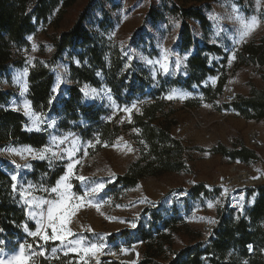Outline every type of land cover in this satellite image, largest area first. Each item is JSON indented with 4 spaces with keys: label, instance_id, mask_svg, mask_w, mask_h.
I'll return each mask as SVG.
<instances>
[{
    "label": "rangeland",
    "instance_id": "obj_1",
    "mask_svg": "<svg viewBox=\"0 0 264 264\" xmlns=\"http://www.w3.org/2000/svg\"><path fill=\"white\" fill-rule=\"evenodd\" d=\"M204 2L209 4L206 13L210 27L204 36L198 24L192 22L194 33L199 42L206 39L222 48V56L207 54L208 64L224 65L229 72L222 94L211 101L204 99L203 89L215 85L216 75L208 74L200 83H191L190 88L183 86L189 77L186 63L195 48L180 50L179 25L176 16L171 13L173 6H188L198 3L197 0L77 1L70 12L79 5L88 3V13L83 25L93 33L95 39L117 44L124 67L116 78H111L115 85L112 87L101 69L95 71L99 80L96 86L87 82L78 84L73 79L70 66L73 64L80 67L86 64V60L79 59L81 46L66 47L51 64L54 75L51 91L59 82L57 93L52 91L50 96L55 99L52 103L49 102L50 108L47 110H38L31 104L35 112L42 114L39 127L41 132L46 133L47 143L39 148L11 143L0 146V168L10 178L13 174L19 176L17 190L13 191V187L11 188L10 199L22 209L25 217L20 226L23 237L15 245L0 231V240L6 242L0 252V259H10L17 254L20 244L32 243L43 253L40 257L41 264H97V258L101 254L71 252L67 241L63 244L51 239L44 241L41 237L33 238L28 234L29 231L36 230L41 214L45 225L47 224L49 204L42 203L37 207L36 202L58 199L57 194L50 189L65 174L70 162H76L74 174L68 181L72 185L71 194L74 197L99 183L106 185L101 192L83 201H71L73 207L77 203L80 205L68 225L74 233L69 238L71 247L104 243L106 248L102 254L111 256L112 253L120 254L122 248L130 247L137 251L135 264L150 254L153 259L162 263V256H171L165 242L164 254L157 258L152 252L157 245L154 241L141 239L142 229L150 231L152 236L165 233L169 238V233L172 232L168 223L174 225L175 230L186 225L190 230L201 231L198 240L204 241L219 221L220 214H226L228 209L241 212L254 203L256 187L264 183V126L260 122L238 116L224 105L238 93L248 94L250 85L263 86L258 66L248 60L242 62L238 54L253 41L260 43L264 39V0H203L202 3ZM150 7L159 10L163 16L156 21L152 20L147 15ZM57 10H53L46 21H40L35 30L26 36L28 45L15 49L14 60H22L21 65L16 66L13 62L0 73V88L10 92L2 107L21 111L26 120L25 127L32 128V131H36L37 125L34 118L24 114L23 109L25 101L31 103L27 75L40 48L43 47L47 55L52 50L47 36L56 32ZM237 17L247 24H251L255 17L257 24L250 27L247 35H243L245 29ZM164 50H168L167 74L160 68ZM177 59L181 61L179 69L176 68ZM255 69L257 73L254 75ZM137 73L141 76H135ZM135 83L141 91L134 92L131 89L130 86ZM72 85H77L81 94L79 104L89 106V114H95L96 119L90 120L79 110L76 119H72L71 114L64 113L62 100L69 97L68 88ZM81 89L88 95L85 96ZM169 95L173 98L168 99ZM144 102L163 104V110L156 113L154 123L166 125L169 119L173 120L169 134L182 142V157L186 168L159 176H146L131 187L114 185L115 178L125 173L131 162L143 160L149 153L140 130L131 124L132 114L139 111ZM51 105H55L56 110ZM240 142L248 148L257 149L256 160L244 163L208 150L215 144L233 147ZM28 146L36 150L32 155L27 152L17 155L10 151ZM45 147L50 149L44 153L45 159L32 158ZM11 161L20 167H15ZM36 161L42 162L43 167L35 168ZM25 165L31 167L27 168ZM53 168H61L63 172L50 185L49 176ZM261 172L263 176L256 183L243 180L259 176ZM81 175L86 178L83 182L76 178ZM29 185L32 186L30 189ZM194 185H203L206 192L193 196L191 189ZM237 187L242 189L238 191ZM21 190L30 193L28 199L34 200L31 206L21 199ZM210 203L212 207H209ZM96 204L100 205L99 209L95 207ZM212 220L215 223H211ZM56 223L58 228V221ZM52 232V228L45 226L42 235L50 237ZM183 232L179 229L171 235L172 249L178 250L189 242L191 233L188 236ZM40 245L43 247H39ZM262 253L264 254V248ZM26 255L30 257V264H36L31 248L26 249ZM103 261L109 260H101L99 264Z\"/></svg>",
    "mask_w": 264,
    "mask_h": 264
},
{
    "label": "trees",
    "instance_id": "obj_2",
    "mask_svg": "<svg viewBox=\"0 0 264 264\" xmlns=\"http://www.w3.org/2000/svg\"><path fill=\"white\" fill-rule=\"evenodd\" d=\"M78 0H0V73L11 64L21 65L22 60H14V51L17 47L26 46V36L35 30L40 21H46L52 11L58 9L55 23L56 32L47 36L48 44L52 46L51 52L47 55L43 47L37 52L34 65L28 71V97L32 107L38 110L50 108L49 99L54 75L51 71V64L68 46H81L82 50L79 59L86 64L79 66L71 65L70 72L78 84L87 82L92 85L99 83L96 78V69H101L109 84L111 78H116L124 62L116 43L109 44L103 39H95L93 33L83 25L87 16L88 3L79 5L73 12H70ZM197 0L196 4L173 6L171 13L176 16L178 22V34L180 50H187L194 47L195 51L190 55L186 63V70L189 77L184 81L183 86L190 88L191 83H200L206 75H216L217 81L214 86H207L203 89L204 99L213 100L223 92L224 85L229 72L225 66L208 64V53L223 55V50L208 40L199 42L194 33L192 22L198 24L202 34L205 36L210 24L206 13L209 8L207 2ZM147 15L152 20H158L163 15L159 10L150 7ZM64 26H62V25ZM264 40V39H263ZM250 43L238 54L242 62L247 60L258 65L259 77L262 87L250 85L249 93L246 95L237 94L225 107L234 111L238 116L260 122L264 126V41ZM224 60V59H223ZM135 76H141L139 73ZM134 92L141 91L137 83L130 86ZM134 87V88H133ZM69 97L62 100L64 113L71 114L72 119L78 117V110L83 112L90 120L96 119L95 114L90 113V107L79 104L81 94L77 85L68 88ZM120 91V90H118ZM10 92L0 88V146L11 143L15 145L25 144L33 148H39L47 143L46 133L41 131H26L25 117L21 111L2 107ZM56 110L55 105H51ZM163 110V104L158 102H144L139 111L132 114L131 124L138 127L141 135L146 140L149 153L146 158L140 161L131 162L125 173L115 178V184H122L131 187L146 176H159L165 172L178 171L186 168L183 161L184 147L182 142L169 134L173 120L169 119L165 125L154 123L157 112ZM214 154L228 156L233 160H241L244 163L256 160L257 149L248 148L242 142L238 146L226 147L222 144H215L208 149ZM34 167L42 168L43 163L36 161ZM63 169L53 168L49 176V184L62 174ZM12 181L10 176L0 168V230L6 234L9 242L15 245L22 239L20 226L25 220L22 209H20L11 198ZM192 195L206 192L203 185H194L191 189ZM256 199L254 203L243 211L228 209L226 214H220L219 221L214 225L209 236L203 241L198 240L201 231L190 230L182 225L176 230L174 225L168 223L172 232L152 236L150 231L142 229L140 232L143 241H154L156 248L154 255L159 258L164 254L167 242L170 250V258L162 256L164 263L152 258V254L142 259L138 264H264V183L256 187ZM30 226L33 227L31 222ZM183 230V233H191L189 242L180 249H172L171 235ZM189 236V235H188ZM252 246V251L249 250ZM10 246V244H9ZM149 250V249H148ZM166 258V259H165ZM101 264H125L116 261H103Z\"/></svg>",
    "mask_w": 264,
    "mask_h": 264
},
{
    "label": "snow or ice",
    "instance_id": "obj_3",
    "mask_svg": "<svg viewBox=\"0 0 264 264\" xmlns=\"http://www.w3.org/2000/svg\"><path fill=\"white\" fill-rule=\"evenodd\" d=\"M237 19H240L242 27L245 29L243 32V35L248 34V30L252 25L257 24V20L255 17L252 18L251 24H247L243 21L242 18L237 17ZM29 39H32V37H29ZM35 48V46H34ZM186 59V57H185ZM151 63V61H149ZM181 61L177 59L176 61V68L179 69ZM160 68L163 70L164 74H167L169 72V65H168V50H164V55H163V62H160ZM24 74H27V68L24 70ZM59 88V82L57 83L56 87L53 88V93H57ZM27 90V86L25 85L24 91ZM82 92H84L85 96L88 95L87 92L84 91V89H81ZM173 96L169 95L168 99H172ZM55 97L50 98V103L53 102ZM206 107H211V105H205ZM135 107V105H133ZM23 109H24V114L30 118H34V123L37 125L35 128L36 131H40L39 123L42 120V114L35 112L32 107L31 103L29 101H25L23 104ZM19 110V109H16ZM125 111H129V109H125ZM26 131H32V128H28L27 126L25 127ZM11 152L17 154V155H23L24 152H27L29 155H32L36 150L32 149L30 146L24 149H10ZM47 151H50L47 147L43 149L38 155H33L32 158L34 159H45V154ZM13 164L15 167L19 168V165H16L14 161L10 162ZM25 167L30 168L31 165H25ZM76 167V162H70L66 166V171L63 176L59 178V180L56 183V186L52 187L50 191L52 193H56L58 196V199L52 200V201H37V207L40 206L42 203H47L49 204V207L47 209V224L45 225L44 223V217L43 214H41V219L40 221L37 222V227L35 231H29L28 234L32 236L33 238L36 237H41L44 241H48L51 239L52 241H60L62 244L67 241L68 243V250L71 252H78L80 254H102L103 250L106 248V245L104 243H90L86 247L83 245H80L78 248L77 247H71V240L69 239L74 235V233L71 231V229L68 227L71 216L75 213L76 208H78L80 205L79 203L76 204L75 207L72 206L71 201L73 199H76L78 202L83 201L87 199L88 197L98 194L101 192L105 187V183H99L90 189H86V191L80 195V196H75L71 194V189L72 185L68 183L69 179L73 176L74 174V168ZM78 180L81 182L85 181L84 176H78L76 177ZM257 177H253V179H256ZM19 180V176L17 174H13L11 176V181L13 182L12 187L13 191L17 190V182ZM32 186L29 185L28 188L30 189ZM227 190L225 189V192ZM186 194V193H185ZM30 193L27 190H21L20 191V197L24 201L25 204L31 206L34 202L32 199H28V196ZM243 199V197H241ZM95 207L99 209L100 205L96 204ZM209 207H212V204H209ZM31 215V213H30ZM59 223V227L57 228V222ZM124 222V221H121ZM211 223H215L214 220L210 221ZM45 226L52 228L53 232L52 235L49 237L47 234H43ZM133 227H135V224H133ZM25 228L27 226L25 225ZM2 231V230H0ZM91 231V229H89ZM6 242L3 240H0V252L3 251V245ZM30 245H24L20 244L19 249L17 254L12 255L10 259H0V264H30V257L26 255V249L30 248ZM39 247H43V245H40ZM249 250L252 251V246L249 245ZM121 251H126L125 249H121ZM43 254V253H41ZM115 255V253H112ZM97 264H99V261H97Z\"/></svg>",
    "mask_w": 264,
    "mask_h": 264
},
{
    "label": "water",
    "instance_id": "obj_4",
    "mask_svg": "<svg viewBox=\"0 0 264 264\" xmlns=\"http://www.w3.org/2000/svg\"><path fill=\"white\" fill-rule=\"evenodd\" d=\"M263 176V173L261 172L260 175H259V178H258V181H260L261 177ZM242 189V187H237V190L240 191ZM125 249L126 251H122L120 254H117V255H104V254H101L98 256L97 258V261H101V260H111V261H118V262H127V264H135V259H136V254H137V251L135 249H132L130 247H125L123 248ZM124 254H128L129 255V261H126L125 258H124ZM121 258V260L119 259Z\"/></svg>",
    "mask_w": 264,
    "mask_h": 264
},
{
    "label": "built area",
    "instance_id": "obj_5",
    "mask_svg": "<svg viewBox=\"0 0 264 264\" xmlns=\"http://www.w3.org/2000/svg\"><path fill=\"white\" fill-rule=\"evenodd\" d=\"M257 65V64H256ZM258 66V65H257ZM256 70V69H255ZM257 73V70L256 71H254L253 72V74L255 75ZM30 248L32 249V252H33V254H34V257H35V259H36V264H41V261H40V257H41V252H40V250L39 249H37V248H35L34 246H33V244L31 243L30 244Z\"/></svg>",
    "mask_w": 264,
    "mask_h": 264
},
{
    "label": "bare ground",
    "instance_id": "obj_6",
    "mask_svg": "<svg viewBox=\"0 0 264 264\" xmlns=\"http://www.w3.org/2000/svg\"><path fill=\"white\" fill-rule=\"evenodd\" d=\"M256 177H257L256 179L246 177L243 180L244 181H248V182L256 183L258 181L259 176H256ZM124 258H125L126 261H129L130 260L128 254H125Z\"/></svg>",
    "mask_w": 264,
    "mask_h": 264
}]
</instances>
